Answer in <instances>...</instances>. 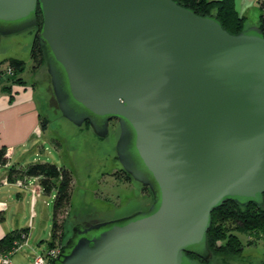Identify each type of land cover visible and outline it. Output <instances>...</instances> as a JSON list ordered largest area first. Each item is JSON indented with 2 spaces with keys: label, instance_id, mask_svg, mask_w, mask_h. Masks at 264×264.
I'll return each instance as SVG.
<instances>
[{
  "label": "water",
  "instance_id": "1",
  "mask_svg": "<svg viewBox=\"0 0 264 264\" xmlns=\"http://www.w3.org/2000/svg\"><path fill=\"white\" fill-rule=\"evenodd\" d=\"M36 38L58 108L152 194L146 210L77 223L51 264H202L212 211L264 202V34L177 0H0V35Z\"/></svg>",
  "mask_w": 264,
  "mask_h": 264
},
{
  "label": "rangeland",
  "instance_id": "2",
  "mask_svg": "<svg viewBox=\"0 0 264 264\" xmlns=\"http://www.w3.org/2000/svg\"><path fill=\"white\" fill-rule=\"evenodd\" d=\"M246 16L245 27L258 22L259 12L256 11V6L249 9ZM37 31L38 26L14 34L0 35V52L25 62V69L19 76L29 84H32L34 79L31 74L33 64L30 49ZM39 69L36 75L37 100L41 116L47 118L48 124L46 129L41 131L42 134L33 141L38 145V157L34 160L24 159L21 166L39 160L69 170L71 176L69 206L57 216L58 223H61V242L64 244L77 223L105 221L130 215L139 209H148L152 203L150 190L125 174L116 158L115 144L119 135L117 120L112 119L109 122V132L105 137L97 136L87 122L81 126L71 123L62 116L56 103L45 56ZM20 154L21 152H17L14 155L13 164H17L15 162L19 160ZM4 173V168L0 166V176ZM8 188L11 189L9 193L6 191ZM27 189L29 188L0 185V192H3L7 199L6 214L11 226L28 228L27 240L30 241V245L44 250L50 239L55 191L44 193L36 186H31L33 195L31 190L30 194L28 192L24 195L18 194ZM33 196L36 197L34 202ZM221 221L226 223L228 228L236 227L231 219ZM238 235L241 239L238 248L235 247L233 252L228 254L216 246L207 264H264V237L260 235L256 238L254 233L248 232ZM55 242L58 247L61 246L59 241ZM217 244L219 245V241Z\"/></svg>",
  "mask_w": 264,
  "mask_h": 264
},
{
  "label": "trees",
  "instance_id": "3",
  "mask_svg": "<svg viewBox=\"0 0 264 264\" xmlns=\"http://www.w3.org/2000/svg\"><path fill=\"white\" fill-rule=\"evenodd\" d=\"M180 4L188 7L196 13L203 15L215 16L222 26L231 33H238L245 29V17L238 14L234 8L233 0H177ZM260 8L263 13L258 20V26L264 34V1L260 0ZM38 30L41 26V16L38 15ZM36 26V27H37ZM231 26V27H230ZM30 57L32 60V70L40 67L44 60L43 50L38 44L37 38L33 40ZM6 65L13 68V75L6 77L2 91H9L11 84H22L23 78L19 73L24 71L25 62L23 60L10 58L6 61ZM1 73V71H0ZM48 120L46 117L40 116V128L44 131L47 127ZM6 176L9 182H14L20 178H37L40 190L44 193L55 191L53 199V218L50 233V239L47 246H53L55 241H59L61 245L62 231L61 223H58L57 216L64 211L70 202V182L71 176L69 170L63 166H57L47 161H35L25 166L19 164H8V157L5 155V149H0V166L6 165ZM124 171V170H123ZM125 174L130 176L124 171ZM0 219H2V211L0 210ZM222 219H231L234 221L235 229L228 228V225L222 223ZM254 233L257 238L261 235L264 237V202L258 206L254 203L240 205L234 201H226L219 207L215 208L211 213V224L207 231V248L209 251L208 259H201L193 256L200 263L207 264L214 254L213 249L222 250L231 254L234 248H238L241 239L238 233ZM28 233V228L14 229L0 239V252L4 253L11 249L14 241L19 240ZM219 241V245L217 244Z\"/></svg>",
  "mask_w": 264,
  "mask_h": 264
},
{
  "label": "crops",
  "instance_id": "4",
  "mask_svg": "<svg viewBox=\"0 0 264 264\" xmlns=\"http://www.w3.org/2000/svg\"><path fill=\"white\" fill-rule=\"evenodd\" d=\"M233 2L234 8L238 14L245 17V22L247 19L246 13L249 9L256 6V11L258 10L259 17L263 13V10L260 8V0H233ZM255 24L257 25L258 22H255ZM10 58L22 60L17 57L7 56L0 52V70L5 67L6 61ZM39 70L40 69L38 68L31 71V74L34 76V79L31 82L32 84L27 83L22 77L24 82L22 84H11L9 91H2L1 87L4 85V81H0V149H5V155L8 157V164H12V158L17 152H21L19 160L15 162L19 165H23V161L26 158L34 160L38 157V145L37 143H33V141L36 137L42 134L40 128L41 113L37 100L38 92L36 90L38 87V84H36V75ZM20 160L22 162H20ZM29 163L32 162H28L27 164ZM27 164H24V166ZM1 167L4 168L5 173L0 176V185L4 187H28L29 189L23 192H18V194L21 195H24L25 192L29 193L31 191L33 195V190L30 189L31 186H36V188L40 190L37 178H22L20 180L22 182L21 184H17V180L9 182L6 180L7 166L3 165ZM10 190L11 189L9 188L6 189L8 193ZM6 200V196L3 195V192H0V210L2 211V219H0V239L14 229H21L13 228L11 226L12 224L6 214V211L8 210ZM35 200L36 197L33 196L32 201L34 202ZM28 234L29 232L24 238L18 240L22 246L10 256L11 264H32L33 253L40 250L36 248L35 245H30V241L27 240ZM26 247L28 248L23 250ZM1 255L2 253L0 252V264H2Z\"/></svg>",
  "mask_w": 264,
  "mask_h": 264
},
{
  "label": "built area",
  "instance_id": "5",
  "mask_svg": "<svg viewBox=\"0 0 264 264\" xmlns=\"http://www.w3.org/2000/svg\"><path fill=\"white\" fill-rule=\"evenodd\" d=\"M13 75V68L9 65H6L3 71L0 73V81H6V77ZM7 166V164L5 165ZM7 180V178H6ZM20 180H17V184H21ZM25 236L23 235L22 238ZM21 238V239H22ZM22 244L18 242V240L14 241L13 246L8 251L2 253L1 262L2 264H11L10 256L15 253L19 248H21ZM60 246H57L55 242L53 246H47L44 250L35 251L32 255V264H51L52 259H54L59 253Z\"/></svg>",
  "mask_w": 264,
  "mask_h": 264
},
{
  "label": "flooded vegetation",
  "instance_id": "6",
  "mask_svg": "<svg viewBox=\"0 0 264 264\" xmlns=\"http://www.w3.org/2000/svg\"><path fill=\"white\" fill-rule=\"evenodd\" d=\"M108 132H109V130H108ZM108 134V133H107ZM141 210H144V209H139L138 211H141ZM92 221H96V220H92Z\"/></svg>",
  "mask_w": 264,
  "mask_h": 264
}]
</instances>
